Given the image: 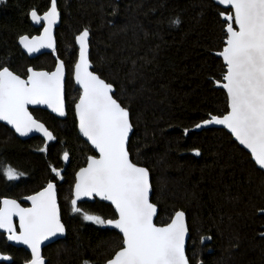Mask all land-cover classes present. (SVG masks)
<instances>
[{
    "label": "trees",
    "instance_id": "trees-1",
    "mask_svg": "<svg viewBox=\"0 0 264 264\" xmlns=\"http://www.w3.org/2000/svg\"><path fill=\"white\" fill-rule=\"evenodd\" d=\"M62 14L55 53L67 69V117L32 109L51 130L55 142L42 137L22 140L0 123V201L21 199L57 184L64 238L44 249L47 264H105L119 250L115 230L72 215L77 171L92 147L79 135L74 106L80 90L73 80L78 57L76 36L90 31L94 71L114 85L116 98L131 114V158L152 176L156 223L170 222L176 211L187 214V254L191 264H264V169L224 128L196 125L227 107L221 80L223 17L218 0H58ZM50 7V0H4L0 3V65L26 77L27 69L52 70L55 53L29 58L21 35L40 32L30 13ZM180 24L171 23L175 19ZM185 129L188 131L185 132ZM41 149H45L41 151ZM194 149H199L197 155ZM68 153V163L63 159ZM11 166L21 175L8 179ZM57 169L59 175L52 172ZM80 207L102 219L117 217L110 204L84 202ZM211 237L203 244L202 238ZM0 252L25 264L30 254L0 233Z\"/></svg>",
    "mask_w": 264,
    "mask_h": 264
},
{
    "label": "snow or ice",
    "instance_id": "snow-or-ice-1",
    "mask_svg": "<svg viewBox=\"0 0 264 264\" xmlns=\"http://www.w3.org/2000/svg\"><path fill=\"white\" fill-rule=\"evenodd\" d=\"M2 2L4 0H0ZM218 3L227 6L218 13L223 17L226 39L222 50L216 54L223 59V71L221 80L215 83L226 90L227 107L219 115L209 113L202 124L225 126L264 169V0H218ZM30 15L37 22L46 21L47 26L41 36L21 35L19 43L29 53L45 47L54 49L52 29L60 16L57 0H50L49 10L42 17L35 9ZM171 23L179 25L180 20L177 18ZM88 38L87 28L76 37L80 51L74 72L82 93L75 104V114L80 132L99 155L89 157L87 167L76 174L75 198L71 201L73 211H81L76 204L82 196H100L115 206L118 213L115 219L104 220L84 213L85 220L114 225L122 233L119 250L106 264H189L185 249L188 234L185 213L176 211L169 223L159 226L154 223L157 205L151 199L149 169L130 158L129 134L133 124L129 110L116 98L111 83L89 71ZM26 71V78H22L0 65V120L7 121L22 136L36 130L48 140H54L52 132L33 117L28 106L45 104L61 116L65 115L64 62L59 61L52 72L32 68ZM194 151L200 154L199 149ZM63 159H68L67 152ZM4 171L8 179L21 175L11 166ZM52 172L59 175L55 168ZM27 199L32 203L29 208L13 199L0 201V229L7 231L9 240L29 246L31 259L27 264H45L42 242L65 231L57 202V185L49 181ZM259 214L264 215V208L259 209ZM14 217L19 218V231ZM0 259L10 257L0 256Z\"/></svg>",
    "mask_w": 264,
    "mask_h": 264
},
{
    "label": "water",
    "instance_id": "water-1",
    "mask_svg": "<svg viewBox=\"0 0 264 264\" xmlns=\"http://www.w3.org/2000/svg\"><path fill=\"white\" fill-rule=\"evenodd\" d=\"M222 7H224V8H227V6L226 5H221ZM57 9H58V11H59V13H60V16H59V19L57 20V22H56V24L53 26V29H52V34H53V36H54V39H55V48L53 49V48H47V47H45V48H40L39 49V51H36V52H32V53H29L26 49H24L23 48V46L20 44V46L22 47V49H23V51L29 56V58H36V57H38V56H40V55H43V54H47V53H55V50H56V48H57V29L60 27V25H61V20H62V14H61V11H60V9H59V6H58V0H57ZM49 10V9H48ZM47 10V11H48ZM46 11V12H47ZM37 14L38 15H40L41 17L43 16V14H39L38 12H37ZM30 18H31V21H32V23L37 27V28H41V30H40V32L39 33H37V34H35V35H33V36H30V35H28L29 37H34V36H41V35H43V32H44V27H46L47 26V22L46 21H44V20H40L39 22H37V21H35V20H33L32 19V17H31V15H30ZM80 34V33H79ZM78 34V35H79ZM27 35V34H26ZM77 35V36H78ZM76 36V37H77ZM90 38H91V34H90V31H89V38H88V59H89V62H90V68H89V71H92V72H95L94 71V65H93V63H92V61H91V47H90ZM76 44H77V46H78V57H77V61H76V63L79 61V51H80V46H79V42L76 40ZM55 56H56V59H57V63L59 62V61H63L61 58H59L58 57V55L55 53ZM64 62V61H63ZM75 63V64H76ZM57 65V64H56ZM75 66V65H74ZM29 68H32V69H34V70H36V71H47V72H52V71H54L55 70V68H56V66H55V68L54 69H52V70H46V69H37V68H34L33 66H30ZM11 70V69H10ZM12 71V70H11ZM14 72V71H13ZM97 75H99L97 72H95ZM17 74V73H16ZM17 75H19V74H17ZM21 76V75H20ZM100 76V75H99ZM22 78H26V77H23V76H21ZM101 77V76H100ZM101 79H104V78H102L101 77ZM66 80H67V69H66V66H65V63H64V81H63V84H64V99H65V115H63V116H61L59 113H57V112H54L48 105H45V104H39V105H29L28 106V109H29V111L32 113V115H33V117L36 119V120H38L40 123H43L42 121H40L39 119H37L36 117H35V115L33 114V112L31 111L32 109H43V110H46V111H48V112H50L51 114H53V115H55L56 117H58V118H60V119H64V118H66L67 117V100H66ZM73 80H74V83H75V85H76V87L80 90V92L82 93V88H81V86L76 82V80H75V72H74V69H73ZM105 80V79H104ZM106 81V80H105ZM107 82V81H106ZM107 83H109V82H107ZM113 85V84H112ZM113 90H114V93H115V91H116V89H115V87H114V85H113ZM81 95V94H80ZM78 101H79V99H78ZM78 101L76 102V103H78ZM120 102V101H119ZM121 103V102H120ZM122 104V103H121ZM123 106V105H122ZM74 109H75V106H74ZM129 110V109H128ZM129 113H130V111H129ZM75 117H76V119H77V127H78V132H79V135L81 136V138H83L91 147H92V149L94 150V154H91V155H89L88 156V158L89 157H92V156H97L98 157V155H99V153H98V150L97 149H95V147L91 144V142L88 140V138L87 137H85L81 132H80V130H79V126H78V118H77V116H76V114H75ZM130 120H131V114H130ZM132 122V121H131ZM0 123H2V124H4V125H6L8 128H10L15 134H16V136L18 137V138H20V139H22V140H27V139H30V138H32V137H37V136H39V137H42L43 139H45L47 142H55L56 141V138L54 139V140H48L44 135H43V133L42 132H38V131H36V130H33L32 132H29L28 133V135H24V136H22V135H20L18 132H16L15 131V128L11 125V124H9L7 121H4V120H0ZM44 124V123H43ZM201 124V127H199V128H197L198 130H202V129H204V128H211V127H215V128H224L225 130H227L228 132H230V130L229 129H227L225 126H223V125H217V124H208V125H203L202 124V122L200 123ZM45 125V124H44ZM45 127L49 130V128L45 125ZM50 132H52L51 130H49ZM133 131H134V127H133V129H132V131L130 132V134H129V136H130V139H131V136H132V134H133ZM231 133V132H230ZM52 134H53V132H52ZM232 134V133H231ZM233 135V134H232ZM53 136H54V134H53ZM55 137V136H54ZM233 137H234V139L239 143V141L235 138V136L233 135ZM240 144V143H239ZM241 145V144H240ZM243 148H245L248 152H250V150H248L244 145H241ZM130 158H131V154H130ZM132 159V158H131ZM65 162H67L68 163V159L67 160H65ZM134 162V161H133ZM135 163V162H134ZM87 164H88V159H87V162H86V164L83 166V167H81V168H85V167H87ZM139 166H141V167H146V166H143V165H140V164H138ZM80 168V169H81ZM147 168V167H146ZM79 169V170H80ZM79 170L77 171V173L79 172ZM76 173V174H77ZM149 174H150V182H151V184H152V176H151V172H150V170H149ZM77 178V177H76ZM75 182H76V180H75ZM54 183V182H53ZM152 189H153V186H152ZM42 190V189H41ZM41 190H39V191H41ZM39 191H37V192H39ZM35 193H33L32 195H34ZM32 195H29V196H32ZM152 195H153V191H152V194H151V199H152ZM29 196H27V197H29ZM27 197H25V198H23V201H25V202H27V203H29V206H23L22 204H21V202L19 201V200H17V199H15V198H11V197H4V198H2V200L3 199H5V198H7V199H13V200H16L18 203H20L21 204V206L22 207H25V208H29V207H31L32 206V203H31V201L30 200H28L27 199ZM75 198V184H74V187H73V198L72 199H74ZM1 200V201H2ZM96 200H98V201H101V202H105V203H107V204H110L112 207H113V209L115 210V206L112 204V202L111 201H108V200H105V199H102L100 196H82L78 201H77V204H76V207H78V204L80 203V202H94V201H96ZM57 202H58V193H57ZM153 202V201H152ZM154 203V202H153ZM58 204H59V202H58ZM60 206V205H59ZM60 210H61V208H60ZM179 211H182V210H179ZM116 212V211H115ZM184 212V211H183ZM185 213V222H186V225H187V227H188V234H187V236H186V242H185V249H186V255H187V257H188V254H187V249H188V243H189V239H190V230H189V226H188V221H187V214H186V212H184ZM158 214H159V207L157 206V215H156V217H154V223H156V219H157V216H158ZM116 215H117V217H118V213H116ZM116 217V218H117ZM13 220H14V222H15V224L17 225V223H18V225H19V218L18 217H14L13 218ZM61 223L64 225V228H65V231L63 232V233H57L55 236H51V237H49L47 240H45V241H43L42 242V244H41V254H42V256L44 257V259H45V264H47V259H46V257L44 256V248L46 247V246H49L50 244H52V243H54V242H56V241H58V240H60V239H62V238H64L65 237V235H66V233H67V229H66V226H65V224L63 223V221H62V214H61ZM169 223V222H168ZM157 224V223H156ZM158 226H159V224H157ZM106 226L109 228V229H111V230H115V231H117L121 236H122V233H120V231H119V229H116L115 227H114V225H108V224H106ZM18 228L19 227H17V231H18ZM0 232L1 233H4L5 235H6V238H7V240L9 241V243L10 244H12L13 246H15V247H19V248H23V249H25L27 252H29L30 254H31V249L29 248V246H27V245H25V244H23L22 242H19V241H12V240H9L8 239V233H7V231L6 230H4V229H0ZM208 236H205V237H203L202 238V243L203 244H206V243H210L211 241H212V239H206ZM0 256H7V257H10V259H8V260H4V259H0V262L1 261H6V262H10L11 260H12V257L10 256V255H7V254H4V253H2V252H0ZM112 258V257H111ZM110 258V259H111ZM188 259H189V257H188ZM25 264H27V262L25 263ZM106 264V263H105ZM189 264H191L190 263V261H189Z\"/></svg>",
    "mask_w": 264,
    "mask_h": 264
},
{
    "label": "flooded vegetation",
    "instance_id": "flooded-vegetation-1",
    "mask_svg": "<svg viewBox=\"0 0 264 264\" xmlns=\"http://www.w3.org/2000/svg\"><path fill=\"white\" fill-rule=\"evenodd\" d=\"M32 111V110H31ZM2 124V123H1ZM4 125V124H3ZM6 126V125H5ZM75 180H76V176H75ZM55 183V182H54ZM56 184V183H55ZM57 185V184H56ZM46 187V186H45ZM74 187V186H73ZM44 188V187H43ZM42 188V189H43ZM36 193V192H35ZM58 193V192H57ZM32 195V194H31ZM29 196V195H28ZM25 197H27V196H25ZM25 197H23V198H25ZM2 198H4V197H2ZM2 198H1V200H2ZM12 198V197H11ZM23 198H21L20 200L19 199H17V198H15V199H17V200H19L20 202H21V204L23 205V206H29V203H27V202H25V201H23ZM72 198H73V191H72ZM72 198H71V201H72ZM71 201H70V204H71ZM58 202H59V199H58ZM89 202V201H88ZM82 203H84V202H80L79 204H78V208H80L81 209V211L80 212H75V211H73V206H72V204H71V206H72V215H78V216H80L81 218H84V213H85V211L80 207V204H82ZM59 205H60V203H59ZM60 208H61V205H60ZM61 214H62V209H61ZM116 218V217H115ZM115 218H110V219H115ZM106 220H108V219H106ZM62 221H63V223L65 224V222H64V220H63V214H62ZM88 221H90V220H88ZM91 222H93V221H91ZM95 222V221H94ZM104 225V227H107L106 226V223L105 224H103ZM65 226H66V224H65ZM17 227H18V223H17ZM108 228V227H107ZM66 229H67V226H66ZM18 231H19V228H18ZM1 233V232H0ZM4 234V233H3ZM5 235V234H4ZM5 238H6V235H5ZM7 239V238H6ZM59 241V240H58ZM9 242V241H8ZM57 242V241H56ZM55 243V242H54ZM54 243H52V244H54ZM51 245V244H50ZM46 247H48V246H46ZM45 247V248H46ZM17 248H19V247H17ZM44 248V249H45ZM29 253V252H28ZM30 254V253H29ZM30 256H31V254H30ZM45 256V255H44ZM46 257V256H45ZM31 259V258H30ZM47 259V258H46ZM29 261V260H28ZM27 261V262H28Z\"/></svg>",
    "mask_w": 264,
    "mask_h": 264
}]
</instances>
